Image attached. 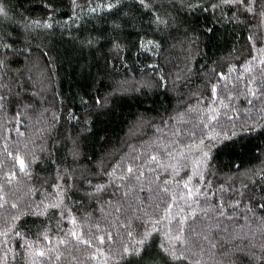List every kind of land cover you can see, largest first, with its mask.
Returning a JSON list of instances; mask_svg holds the SVG:
<instances>
[{
    "label": "trees",
    "instance_id": "16d2710c",
    "mask_svg": "<svg viewBox=\"0 0 264 264\" xmlns=\"http://www.w3.org/2000/svg\"><path fill=\"white\" fill-rule=\"evenodd\" d=\"M0 10V264H264V0Z\"/></svg>",
    "mask_w": 264,
    "mask_h": 264
},
{
    "label": "snow or ice",
    "instance_id": "6c2138e0",
    "mask_svg": "<svg viewBox=\"0 0 264 264\" xmlns=\"http://www.w3.org/2000/svg\"><path fill=\"white\" fill-rule=\"evenodd\" d=\"M0 11H2V10H0Z\"/></svg>",
    "mask_w": 264,
    "mask_h": 264
}]
</instances>
